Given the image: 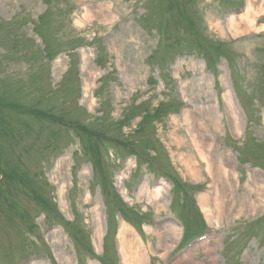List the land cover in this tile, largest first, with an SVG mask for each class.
Wrapping results in <instances>:
<instances>
[{"label":"rangeland","instance_id":"obj_1","mask_svg":"<svg viewBox=\"0 0 264 264\" xmlns=\"http://www.w3.org/2000/svg\"><path fill=\"white\" fill-rule=\"evenodd\" d=\"M247 5L0 0V264H133L123 225L146 264H264V12L248 28Z\"/></svg>","mask_w":264,"mask_h":264},{"label":"bare ground","instance_id":"obj_2","mask_svg":"<svg viewBox=\"0 0 264 264\" xmlns=\"http://www.w3.org/2000/svg\"><path fill=\"white\" fill-rule=\"evenodd\" d=\"M261 1H263V0H260V1L259 0H248V5H247V9H246L245 13L241 17H239L240 21H246L248 23V28H251L254 24V20L250 19L253 12H258V14L264 12V8H263ZM229 27L233 30V33L235 35H237L239 33V30H240L239 24H238V19L232 18L231 21H229ZM194 142H195V144H197V143L199 144V141H197V140H194ZM222 170L224 172V177L227 178L228 177V171H226L225 167H223V166H222ZM206 171L211 177H213V179H216L214 177L213 165L211 164V162L209 160H206ZM193 173H194L193 175H195L198 173V171L195 170ZM123 178L124 177L122 175L120 177V179H123ZM215 183H216V187H215L216 190L220 189V188H221V192L223 190H225L222 188V187H225V185H226V183L223 179L219 180V182L216 181ZM143 188H144V186L141 188V190H143ZM152 195H153L152 201L155 202L156 204H158L159 205L158 209H160L161 208V202H163V200L165 198L164 194L162 193V188L158 187L153 192ZM205 197L206 196H203V198H205ZM205 212H206L207 216L209 217L210 212L208 210H206ZM129 230L130 229H127V227H125V225H123L122 230L120 232V238L134 246V247L133 246L128 247L129 248V256L131 259L133 258V264H146L147 260L143 255L144 251L142 249V246L141 245H139V246L134 245L131 241H127V232H130ZM126 262H127V264H129L127 258H126Z\"/></svg>","mask_w":264,"mask_h":264},{"label":"trees","instance_id":"obj_3","mask_svg":"<svg viewBox=\"0 0 264 264\" xmlns=\"http://www.w3.org/2000/svg\"><path fill=\"white\" fill-rule=\"evenodd\" d=\"M93 132H95V131H93Z\"/></svg>","mask_w":264,"mask_h":264}]
</instances>
